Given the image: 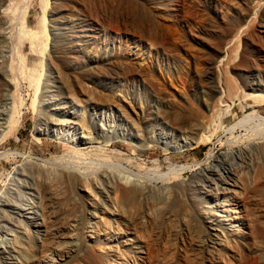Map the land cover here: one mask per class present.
I'll use <instances>...</instances> for the list:
<instances>
[{"label":"rangeland","instance_id":"374dc122","mask_svg":"<svg viewBox=\"0 0 264 264\" xmlns=\"http://www.w3.org/2000/svg\"><path fill=\"white\" fill-rule=\"evenodd\" d=\"M157 1L68 0L61 5L60 1L51 0L47 19L54 24L50 25L59 28L55 22H60L70 33L65 38L61 30L57 31L60 44L69 53L67 68L70 67V71L61 75L55 63L47 60L36 91V85H32L24 74L36 69L41 57L31 51L28 39L19 44L17 35H21L23 28L39 31L44 8L42 1L0 0V15L3 9L8 10V16L0 18V264H33L48 250L47 256L56 264H66V258L56 256L52 253L54 250L75 256V259L77 256L78 260L73 264H91L86 251H81L83 244L85 249L98 255L101 264H111L117 256L123 258L120 263L148 264L152 254H159L157 257L163 259L162 264H209L213 255L217 257L218 254L213 249L209 253L210 237L218 240L225 233L236 235V231L244 228L243 222L235 221L231 209L219 206L213 199V192L223 189L227 194L241 193L243 198L255 201L256 204L244 199L251 202V208H257V216L264 214V185H261L264 179V92L254 94H261L263 98L250 100L261 99L256 118L237 125L239 121L235 123L234 120L245 113L240 105L229 104L231 107L223 113L212 140L185 147L195 137L199 139L206 133L193 134L189 130L177 133L161 113L168 102L157 101V90L150 80L136 73V68L146 70L149 78L171 92L190 94L195 101L194 107L202 110L199 99L203 98L207 83L193 77L205 72L202 47L211 42L208 36L193 41L192 31L178 26L188 37L190 49L194 48L190 52L198 55V59L187 54L179 43L176 44L178 56L171 58L167 52L160 51L156 57L155 45L145 36L148 32L142 35L134 28L139 23L147 29L146 25L156 21L150 8H156ZM106 12L127 18L130 24L128 27L116 24L113 28H103L100 23L111 16ZM231 14L229 12L227 16ZM62 17L65 21H61ZM214 27L215 24L207 26L208 30H214ZM81 30L85 32L84 37L77 36L76 32ZM248 38L244 62H239L241 71L233 72L241 88L245 80L254 78L247 68L252 62H258L264 72V34L250 28ZM244 41L239 42V51L245 47ZM70 49L82 52L84 56L87 51H94L93 57L88 58L86 64L75 63ZM105 57L115 58L118 66L98 70L97 62ZM11 64L13 68L16 66L14 71ZM10 69L19 81V98L26 101L15 133L6 122L11 113L10 96L14 92V88L5 83L10 78ZM76 72L83 73L79 81L75 79ZM261 80L264 82V77ZM70 85L75 89L89 85L116 95L118 100H126L87 102L76 93H68ZM130 106L137 107L140 112L144 109L142 119L137 121ZM247 141L252 142L240 145ZM202 163H212L214 173L203 174L201 180L193 179V173L196 174L193 170ZM182 166H188L190 170L181 172V177L189 180V186L180 206L175 205L169 190L161 188L164 184L161 176L172 167ZM70 170H80L83 174L71 183L68 182ZM233 170L240 178L232 176ZM147 173L150 174L149 181L154 180L150 184L154 187H148L146 197L136 201L123 199L121 189H128L134 182L150 183ZM46 191L51 192L55 201L49 213L45 206ZM224 196L222 192L220 204L226 203ZM215 212L221 227H210L213 228L210 231L205 223L208 225L212 221ZM132 217L135 220L130 226L128 220ZM75 222L84 226V229L83 226L78 228V232L81 229L86 237L73 235L64 239L63 229L74 228ZM45 225L51 228H45ZM246 260L251 262L252 258Z\"/></svg>","mask_w":264,"mask_h":264},{"label":"bare ground","instance_id":"6f19581e","mask_svg":"<svg viewBox=\"0 0 264 264\" xmlns=\"http://www.w3.org/2000/svg\"><path fill=\"white\" fill-rule=\"evenodd\" d=\"M40 1H42L41 3L44 8H43V16L40 20L39 31L33 32V31L23 28L22 29L23 32L21 31L22 33H20L21 35H17V40L19 44L22 42L24 43L25 39L26 40L28 39L31 44L30 45L31 51L34 54H38L41 57V61L39 62V65L36 66V69L34 68L33 70H28V73L24 74L25 78L28 79L32 85L34 86L36 85V91H38L39 86L41 84V81L43 78V71L45 70V65H46L47 60L48 61L52 60L55 63L58 69V72L61 75L63 74L67 75L70 71L69 70L70 67L67 68V58L69 56V53L68 51L66 52V47L60 44L59 42L60 35L58 32L59 30H61L65 38L68 37L70 33L64 28V25L60 22L59 23L55 22L56 25L57 24L60 25L59 28L58 27L56 28L55 26L50 25L53 22L48 21L47 12H48V5L50 4L51 0H40ZM56 1H60L61 2L60 4L64 5V3L67 2L68 0H56ZM157 4L158 5L156 8H150L151 15L155 17L156 21L151 22V23L148 22L149 24L147 23L148 25L146 26H147L148 31H145L147 30L146 28H143L145 26L141 27V24L139 25V23L135 25V28H134L136 31L142 33V35L148 32L145 36H148L149 39L152 40V44L155 45V49H156L155 52L157 53L156 57L158 56V53H160V51L167 52L171 58L178 56L179 48L176 47L177 46L176 44L179 43L184 49V51L187 52V54H190L191 57L194 58L195 60L198 59V55L195 56L194 53L190 52V50L194 48L191 47L192 49H190L189 47L190 41L187 39L188 37H186V34H183V32L178 29V26L187 27L188 29H190L192 31L190 32V35L193 41H197V39L202 38V36L203 37L208 36L211 42L210 45L207 43L206 47H202V51H203L201 54L202 56L200 55L201 59L203 58L202 60L205 65V72L202 74L194 75L193 77V78H197L198 82L205 81L207 83L206 90L203 91V96H202L203 98L199 99V101H201V103L203 104L204 109L202 110H199L198 108L194 107L193 102L195 101H193L194 98L190 94L186 92H179V93H175L174 91L171 92L170 90H167L162 85L155 83L151 78H149L146 70H144L143 68H140V69L136 68V73L150 80L154 89L157 90V93H156L157 101L159 103L161 101L168 102V105L164 108V111L163 110L161 111V113L167 119V121H169L172 124L173 128L177 131V133L186 132L188 130H189L188 132H191L193 134L199 131H203L206 133V135L203 134L201 138L199 139L198 137L197 138L195 137L192 143L189 145H186L185 147H191L193 145L197 146L201 142L205 143L207 141L212 140L211 138L213 135H215V131H217L218 129V125L220 123L223 113L226 111L227 108L231 106H235L236 104H238L241 106V108L243 109V112L245 113L243 114L242 117L236 118L234 120L235 123L239 121L237 125L246 124L253 118H256V115L258 114L256 109L260 106L261 99L257 98L258 101L260 100L259 102L260 104H258L257 100L255 101H250V100L255 97L262 96L261 94L259 95H254V94L264 92V82L261 80V78L264 77V72L260 70V65L258 62L254 61L251 64L249 63L250 66L247 68H249V70L251 71L248 72V74L252 75L257 80H255L254 78L251 81L245 80V82H243V86H242L243 88L239 86V82L236 80L237 77H235L233 72L234 73L237 72L238 74L241 71L242 65L239 62L241 61L244 62V60L242 59L243 58L245 59V54H246V49H247L246 47H247L248 40H249V38L247 39L249 29L251 28L255 30L256 32H258V34H264V0H201V1H197V0H158ZM111 8L109 7V9ZM113 9L114 8H112V10ZM112 10H110L109 12H111ZM7 11H4L3 9L2 11L3 16L2 14L0 15L1 19H3V17L8 16ZM105 11L108 12L107 9ZM107 12L105 14H107ZM229 12H232V14L230 16H227ZM112 14H107L111 16H109L108 19L105 18L104 22L102 21L100 23L103 26V28L105 27L113 28L115 27L116 24L117 25L119 24L123 27H128L130 22L127 20V18L121 19ZM11 17L12 16H10V18ZM132 20L134 21V19ZM61 21H65L63 17L61 18ZM210 24H215L214 30L212 29L208 30L207 26H209ZM67 26L71 27V24L67 22ZM90 32L92 33V31ZM76 33H77V36H80V37L85 36L83 35L85 34L84 30H81L79 32L77 31ZM11 37H10L11 40L15 39ZM242 39L245 40L244 41L245 47L242 49V51H239L240 49L238 45H239V42L242 41ZM14 41L12 43H14ZM14 44L16 45V43ZM70 50H72V53L74 54L73 62L77 63V62L82 61L85 64L87 63V61H89L88 58L93 57L92 54L94 52V51H91V52L87 51V56H84L82 52H78V51L74 52L73 49H70ZM60 54H62L61 57H60ZM19 56H21L20 53H19ZM23 58L25 57L23 56ZM23 58L22 60H24ZM117 62L118 61L113 57H110V58L105 57L101 61L97 62L95 67H97V69L101 71L113 65L118 66V64H116ZM14 68L12 65V70ZM12 70L11 69L9 70L10 78H8L7 81L5 82L8 87L14 88V92L10 96L11 113L10 115L8 113L6 122L9 123V126L11 128L10 130L15 133L17 132L18 127L21 122V118L23 117V116L21 117V113L23 111V110L21 111V108H23L22 106L24 105V102L26 103V101H23L22 97L19 98V94L17 93L19 92L18 90L19 81H17L16 76L12 73L15 69L13 71ZM76 73L78 74H76L75 79L78 80L80 79L83 73L82 74L81 72H76ZM70 86L67 87L68 93H76L80 95L82 98L87 99V102L90 101V102H110L112 103L116 99V103H118V101L124 102L126 100L125 98L118 100V98H115L116 95L114 96L111 94H106L104 90H98L97 88L91 87L89 85H86L89 87H86L85 85L78 87L76 88L77 90L75 88H72V85ZM229 104H231V106ZM130 108L132 109L133 114L135 115L137 121L142 119L141 112L142 111L144 112V109H141V112H140V110H138L137 107L130 106ZM247 112H249V114H247ZM251 142L252 141H247L245 143H240V145H246L247 143L249 145V143ZM245 149L246 148H243V150ZM198 165H201V166H198L199 168H197L196 170H193V171H196L195 172L196 174L193 173V176H192L193 179L199 178V180H201V177L203 176V174L210 175L211 173H214V171L212 170L213 169L212 163H208V164L202 163ZM187 169H189L188 166L186 167L182 166L180 168L172 167L167 174H163L161 176V178H163V181H164L162 182L164 184L161 185V188L164 190H169L172 193L173 199L175 201L174 202L175 205L181 206L183 205L182 201L184 202L185 200L183 197H184V194H186L185 192H186L187 186H189V183H188L189 180L182 178L181 172L186 171ZM158 172L157 173L155 172L157 176H158ZM233 172H234V175H232L233 177L237 176L238 178H240V175H238L237 171L233 170ZM80 174H83L82 171L80 170L79 171L70 170L68 172V175H69L68 182L72 183L73 181H77L80 178ZM149 175L147 173V177ZM140 178L142 179L144 177L142 176ZM149 178L150 177H148V180L146 178L145 179L149 181ZM153 179L154 178H152V180ZM262 180L263 181L261 182H263V184L261 185L263 186L264 179ZM153 181L151 182L153 183ZM155 181H157V179ZM139 182L141 184L138 182H134L130 184L128 189H124V188H123L124 190L121 189L120 192H122L121 194L122 198L127 201H134V200L136 201L138 199L146 197L148 190H150L148 187H154L152 185L150 186L151 184L150 181L148 185L147 183L144 184L141 181ZM225 191L226 190L220 189L216 192H213V199L215 198V200L219 202V206L221 205L220 207L223 206L225 208H228L229 210L231 209L232 211L230 212H234L235 221L243 222L244 228L242 231H236L235 232V234L237 233L236 235H227L225 233V235L223 234L222 238L218 240H215V238L212 236L210 237V241L208 243L209 253L213 252L211 251V249H213V250H216L218 254H217V257H215L216 255L215 256L213 255L214 259H211L209 261V264H264V228H262L264 227V221H263L264 214L260 215L259 213V215L257 216L259 212V211H256L257 208L256 209L255 207L251 208L250 206V203L251 202L255 203V201H252V199H249V197L247 198L251 202L249 203L247 201L248 202L247 203L244 200L247 198H243L241 193L231 192L227 194ZM222 192L226 195L224 196L226 197V200H224L226 201L225 204H220V201H219V197L222 196ZM50 193H51L50 191L45 192V199L47 200V201L45 200L46 201L45 206L47 208L48 213L50 211V207H52V203L55 202L54 200H52V195ZM254 198H257V197L255 196ZM181 199H184V200L181 201ZM253 210H255L256 212H254ZM48 216L50 217L49 214ZM262 216L263 218H261ZM133 219L134 217H132V220L131 218H130V221L128 220V223L130 226L132 225L131 223H133L135 220ZM211 219L212 221L208 222L209 223L208 225H206L205 223L206 229L210 231L213 229L210 227H213V226L217 227L218 225H220V223H218V215L216 214V212L212 214ZM77 223H78V226H77ZM77 223L76 225L74 224L73 226L74 228L66 227L63 229L64 232L62 235H64L63 237L64 239L72 238L73 235L74 236L80 235L81 237L83 236V238L86 237V233L84 232L82 234L81 229L78 232L79 230L78 228H81L83 225H81L80 227L79 222ZM165 224H167V222ZM50 225L51 226L53 225V221H52V224ZM50 225L49 226L45 225V228H49ZM57 226L59 228V224ZM260 226L262 227L259 228ZM54 227L56 226L54 225ZM218 227H221V226H218ZM82 228L84 229V226ZM166 229L167 228H165V230ZM189 232H191V230ZM85 248H86L85 244H83V248L81 249V251L83 250L84 252L86 251V255H87L86 258L88 262H90L91 264H101V261L98 258V255L95 254V252H93L92 250L85 249ZM150 249L148 250L150 251ZM155 250L156 249H154V251ZM201 250H203V248ZM48 253H49V250L46 252V254H43V257L40 260L39 259L35 260L33 264H44V263L45 264H56L55 261H53L51 258L47 256ZM52 253L58 257H65L66 259L64 261L66 262V264H73L74 261H76V259L78 260L77 256L75 259V256L71 257L66 254L62 255L63 253L59 252L58 250H54L52 251ZM155 253L156 252H154V255ZM157 256H153L152 254V257H150L148 264L164 263L162 261L163 259H161V257L159 256L161 260L160 261L159 257ZM131 257L134 258L135 260L137 259L134 256H131ZM247 258H249V260L250 258H252L251 262L246 260ZM120 260L123 261V258L121 256H117V259H112L111 264H125V263H120ZM124 260L126 261L125 258ZM130 264H132V262Z\"/></svg>","mask_w":264,"mask_h":264}]
</instances>
